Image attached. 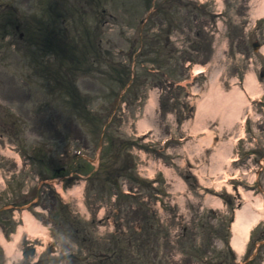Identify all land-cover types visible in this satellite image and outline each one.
I'll list each match as a JSON object with an SVG mask.
<instances>
[{
	"label": "rangeland",
	"instance_id": "1",
	"mask_svg": "<svg viewBox=\"0 0 264 264\" xmlns=\"http://www.w3.org/2000/svg\"><path fill=\"white\" fill-rule=\"evenodd\" d=\"M101 1L102 3L97 4L92 0H81V4L78 5L79 13L86 12V15L65 12L64 16L68 22L64 24L62 18L49 24L48 20H45L43 30L47 32L53 28L62 32L64 25L67 24L74 40L80 44L77 55L80 57L85 54L88 57L81 67L85 70L90 69L91 73L79 76L77 80L82 96L69 102L53 81L43 80L36 73L37 64L40 70H43L44 65L52 68L51 63L58 64L54 55L49 56L51 45L45 44L46 49L38 52L37 47H28L18 36L19 33L11 30L7 34L4 25H0V193H3L0 196V205L14 200L23 206L20 201L21 195L35 186L37 176L35 172L50 176L48 172L51 174V167L55 166L53 162L57 163V167L67 166V170L75 168L76 162L71 160L69 152L71 146L83 147L91 154L99 153V150H95L94 140L88 137L90 126L84 127L81 122H88L91 111L99 104L107 107L113 100L108 93V89L114 86L109 79L111 76L108 70L112 68L115 72L118 70L120 75H124L126 72L124 66L131 68L135 66L137 74L140 75L138 84L132 87L128 98L127 94L125 96L128 105L124 103L122 110L118 112L124 120L122 130H126L128 134L133 133L138 130L136 125L138 127L139 120L146 118L152 120L160 137L167 134L170 129L178 134L188 130L193 135L184 146L172 144L169 147V152L174 151L170 156L174 160L178 159L180 168L173 171L176 178L169 179L170 186L164 188L169 192L165 193L167 196L162 194L163 198H160L162 204L150 196L149 204L143 207L146 212L143 214L147 219L155 222L157 209L158 216L171 227L173 233L176 231L179 233L180 226L186 221H202L201 205L207 200L205 196L216 194L221 197L227 192L235 196V202L241 203V207L245 205L259 207L258 200L264 201V18L250 24L251 20L259 15L254 0H226L225 17L214 15L212 10L215 9L211 7L202 9L195 5L181 7L180 15L174 11L175 17L170 12V16L173 17L171 30L174 39V48L170 49L169 44L164 46L169 36V0L157 1L155 10L143 28L134 26L137 12L132 15L130 7L135 0ZM8 2L17 7L23 17L27 18L28 15L29 22L32 23L37 22L33 17L36 9H45L54 1L0 0V5ZM102 4L107 7V13L103 16ZM61 8L63 12L62 3ZM8 18L9 14L0 15V23ZM84 20L91 26L92 39L94 37L101 39V52L106 62H97L94 57H98L99 53L89 50L83 41L85 37L82 39L80 36ZM131 22L133 24H130ZM31 34L39 36L42 32L33 29ZM5 35L7 36L4 38ZM256 41L263 46L260 52L254 51L252 44ZM157 42L161 43V48L155 46ZM214 44L217 46L214 47ZM19 46L21 49L18 52L16 50ZM198 46L200 48H197ZM132 48L135 49L131 59L129 56ZM174 49L178 52H174ZM17 53L31 54V58L21 59ZM153 58L164 61L162 65L165 69H169L170 62L175 69L182 71L181 67L187 58L202 63L209 60L207 62L209 68L206 75L193 80L187 92V88L186 90L169 88L170 85L161 76L146 75L142 65H147L145 62ZM118 86L115 85V88ZM237 91L241 93L245 102L239 114L234 102L235 97H232L234 93L230 96V99L234 98L233 101L227 98L229 94L232 92L236 94ZM138 96L140 97L136 100ZM152 96L155 113L152 116L151 114L141 116L147 111L144 106L152 103ZM173 106L177 110H174ZM166 110L169 111L168 114ZM179 116L185 117L182 123L177 121ZM244 117L248 119L247 125L243 123ZM38 145L40 150L34 154L35 159L28 160V157L33 155V148ZM170 161L172 160H169V163ZM82 164L84 163L77 167L81 168ZM182 169L181 178L178 173ZM184 174L191 177L187 179L188 176ZM233 176L236 179H233ZM75 177L73 181L75 184L86 178L78 175ZM47 185L42 189L44 194L38 205L42 213L38 214V217L48 227L45 238L48 250L54 249L52 247L55 245L57 252L61 254L76 252L75 255L81 256L84 260L82 264L98 263V260L95 261L89 255L87 260L85 253L88 246L86 247L85 242L81 243L78 239L75 241L77 237L73 233L76 224L73 222L62 225V218L69 215L73 219L74 214H77L80 221L83 219L89 224V234L102 237V233L107 232L109 223L107 218L99 220L102 215L98 213L99 208L102 205L107 206L106 214H112L113 220L116 221L120 216L126 215L127 219L131 218L132 215L128 217L126 212L135 207L134 204L131 207L127 205V209L123 208L122 213H119L120 209L117 208V212L114 213L108 194H102L99 189L100 184L91 185L86 181L81 194L67 200L54 192L51 184ZM177 205L181 209L177 210ZM138 207L140 206L136 204V208ZM228 210L229 207L225 205V208L218 211L220 214L213 216L212 219L219 217L223 222L222 214ZM178 211L183 218L178 219ZM13 215L19 216L10 211L0 219V237L6 239V244L7 241L14 240L16 234L14 229L17 224L21 225ZM260 219L261 223L251 236V247L257 246L259 238L264 236V214ZM113 220L111 218L112 222ZM140 220L135 218L132 222L140 224ZM165 223L162 224L163 232L169 235L165 232L167 227ZM13 230L15 233L12 236ZM190 234L192 235L191 232ZM180 243L182 242L166 241L162 252H166L167 259L160 258L158 262L192 264V261L180 254L178 248ZM220 243L222 241L219 245ZM23 247V243L18 245L12 256L5 246L0 245V264H24L19 254ZM222 257V254L219 255V259ZM261 260L264 261V245L261 249V258L256 260V263L259 264ZM61 264H77V261L74 256H69L64 258Z\"/></svg>",
	"mask_w": 264,
	"mask_h": 264
},
{
	"label": "bare ground",
	"instance_id": "2",
	"mask_svg": "<svg viewBox=\"0 0 264 264\" xmlns=\"http://www.w3.org/2000/svg\"><path fill=\"white\" fill-rule=\"evenodd\" d=\"M260 6L263 9L262 11H264V0H262V4ZM231 95L232 97H235L234 102H236V106L238 107V114H239L241 110H243V106L245 104L244 98L239 91H237L236 94L235 92H232L231 94L227 96V98L231 101L234 100V98L230 99ZM146 126H150V125H148L146 122L145 125H143V127H146ZM56 186L62 196H68L69 194H72V195L81 194L83 185L82 184L75 185L69 190H65L62 184L59 182H56ZM263 202L264 201L262 199H259L257 202L259 207L254 208L253 205H246L242 209H239L237 212L236 221L234 222V228H235L234 231L236 235H235L233 243H234L235 248L238 249L239 252H242L244 249L243 239L245 237L246 238L248 237L249 231L251 229V225L257 222L259 218L263 217V214H264ZM23 218H24L23 224L20 225L18 233L15 234L14 240L12 242H7L6 244L5 243L6 241H4V238L0 237L1 238L0 241L5 246L8 253L12 254V256L16 252V247L19 245L24 233H27L31 237L44 236L46 238L47 236V227L42 223V221H40L29 210H24ZM19 254L21 255L20 252Z\"/></svg>",
	"mask_w": 264,
	"mask_h": 264
}]
</instances>
